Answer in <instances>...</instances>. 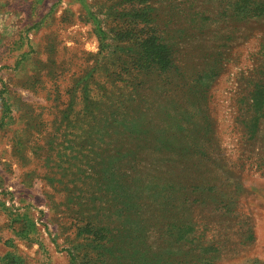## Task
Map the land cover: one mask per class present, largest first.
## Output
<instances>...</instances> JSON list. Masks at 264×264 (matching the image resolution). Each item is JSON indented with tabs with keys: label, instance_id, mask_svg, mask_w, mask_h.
<instances>
[{
	"label": "rangeland",
	"instance_id": "obj_1",
	"mask_svg": "<svg viewBox=\"0 0 264 264\" xmlns=\"http://www.w3.org/2000/svg\"><path fill=\"white\" fill-rule=\"evenodd\" d=\"M0 264H264V0H0Z\"/></svg>",
	"mask_w": 264,
	"mask_h": 264
},
{
	"label": "trees",
	"instance_id": "obj_2",
	"mask_svg": "<svg viewBox=\"0 0 264 264\" xmlns=\"http://www.w3.org/2000/svg\"><path fill=\"white\" fill-rule=\"evenodd\" d=\"M136 17H140L139 14H135ZM150 29V28H149ZM148 29V30H149ZM140 34L142 35L136 43V50L127 57L128 61H123L121 63V69L119 73L112 74L117 77L116 81H119L120 76H141L142 74L148 75L152 70L158 71V73H170L172 70V60L169 55V50L165 47L164 44L152 34L147 35V29L145 26H142L140 29ZM143 31L145 33H143ZM142 33V34H141ZM118 33L119 37L117 38L119 42L123 41H132L130 39L131 35L127 32ZM126 65L129 66V69H125ZM125 66V67H124ZM135 72V73H133ZM114 77V78H115ZM134 79V78H132ZM114 238L108 235V242L113 241Z\"/></svg>",
	"mask_w": 264,
	"mask_h": 264
}]
</instances>
